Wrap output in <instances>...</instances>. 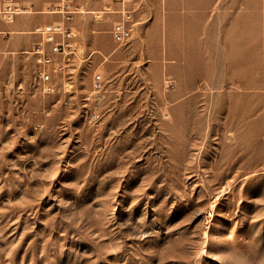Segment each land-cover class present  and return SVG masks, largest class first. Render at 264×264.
<instances>
[{
    "label": "rangeland",
    "instance_id": "rangeland-1",
    "mask_svg": "<svg viewBox=\"0 0 264 264\" xmlns=\"http://www.w3.org/2000/svg\"><path fill=\"white\" fill-rule=\"evenodd\" d=\"M13 1L34 25L0 21V264H264V0H126L123 45L120 2L77 0L51 91L29 32L59 0Z\"/></svg>",
    "mask_w": 264,
    "mask_h": 264
},
{
    "label": "built area",
    "instance_id": "built-area-1",
    "mask_svg": "<svg viewBox=\"0 0 264 264\" xmlns=\"http://www.w3.org/2000/svg\"><path fill=\"white\" fill-rule=\"evenodd\" d=\"M102 1V0H93ZM121 3V19L115 22L111 29V37L117 45L126 44L132 35L130 27L133 21V10L125 9L126 0H117ZM55 8V9H54ZM110 6H105L109 10ZM49 12L56 11L61 15L62 20L58 23H46L37 26L34 34L41 37L42 43L34 47L32 54L39 66L38 79L46 85L45 90L51 91L49 86L52 80V73L61 72L67 67L70 57L74 55V46L72 43L73 32L69 23L74 14H81L84 5L77 0H59L57 6L52 4L46 7ZM18 13V6L13 0H0V20L4 23H10ZM6 35L4 33H1ZM94 87H100V76L94 77Z\"/></svg>",
    "mask_w": 264,
    "mask_h": 264
},
{
    "label": "crops",
    "instance_id": "crops-1",
    "mask_svg": "<svg viewBox=\"0 0 264 264\" xmlns=\"http://www.w3.org/2000/svg\"><path fill=\"white\" fill-rule=\"evenodd\" d=\"M19 2H21L22 3V1H19ZM35 2L36 3H38L39 2V0H35ZM171 4L170 5H173V2H170ZM52 3H50V2H44L43 3V5H42V9H41V11H39V13H42V14H44V12H43V10H44V8L46 7V6H48V5H51ZM203 6H204V8L206 9V8H209V6H210V4L211 3H209V1H203ZM22 12H24V11H22ZM20 15V14H19ZM1 21V20H0ZM58 23V22H57ZM8 24V23H7ZM10 24H13V25H11V26H9V28L8 29H12V28H14V27H17V28H21V29H23V30H29V29H31V28H33V25H34V22L33 21H26V20H24L23 18H17L16 19V21H15V23H14V20L12 21V22H10ZM6 29H3V30H0V32L1 33H4V34H14V32L13 31H5ZM30 34H32V33H34V31H32V32H29Z\"/></svg>",
    "mask_w": 264,
    "mask_h": 264
},
{
    "label": "bare ground",
    "instance_id": "bare-ground-1",
    "mask_svg": "<svg viewBox=\"0 0 264 264\" xmlns=\"http://www.w3.org/2000/svg\"><path fill=\"white\" fill-rule=\"evenodd\" d=\"M48 6H50V5H48ZM48 6H46V7H48ZM55 6H57V3L55 4ZM46 7L44 8V10H43V12L44 13H48V14H56L57 12L56 11H52V12H49V11H47L46 10ZM55 9V8H54ZM85 11H83L82 13H84ZM22 13V11L21 10H18V13H17V15H19V14H21ZM13 21V20H12ZM11 21V22H12Z\"/></svg>",
    "mask_w": 264,
    "mask_h": 264
}]
</instances>
